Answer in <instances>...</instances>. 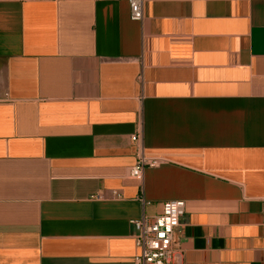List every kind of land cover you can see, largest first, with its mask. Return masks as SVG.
I'll use <instances>...</instances> for the list:
<instances>
[{
  "label": "crops",
  "instance_id": "obj_1",
  "mask_svg": "<svg viewBox=\"0 0 264 264\" xmlns=\"http://www.w3.org/2000/svg\"><path fill=\"white\" fill-rule=\"evenodd\" d=\"M169 201L175 264H264V0H0V264H134Z\"/></svg>",
  "mask_w": 264,
  "mask_h": 264
},
{
  "label": "built area",
  "instance_id": "obj_2",
  "mask_svg": "<svg viewBox=\"0 0 264 264\" xmlns=\"http://www.w3.org/2000/svg\"><path fill=\"white\" fill-rule=\"evenodd\" d=\"M145 1L129 0L132 21L143 22ZM135 141L139 144L141 137L136 135ZM160 165L158 159L138 154L136 164L131 170V178L141 182L146 169ZM185 215L184 201H169L163 204L160 214L153 217L144 215L141 219L132 221L138 248L134 264H175V239L177 233L185 226Z\"/></svg>",
  "mask_w": 264,
  "mask_h": 264
}]
</instances>
